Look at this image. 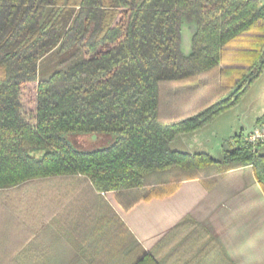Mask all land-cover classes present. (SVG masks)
<instances>
[{
    "label": "trees",
    "instance_id": "1",
    "mask_svg": "<svg viewBox=\"0 0 264 264\" xmlns=\"http://www.w3.org/2000/svg\"><path fill=\"white\" fill-rule=\"evenodd\" d=\"M263 67L259 0H0V189L80 173L149 199L251 165L264 191V143L243 132L221 142L220 160L171 147Z\"/></svg>",
    "mask_w": 264,
    "mask_h": 264
},
{
    "label": "crops",
    "instance_id": "2",
    "mask_svg": "<svg viewBox=\"0 0 264 264\" xmlns=\"http://www.w3.org/2000/svg\"><path fill=\"white\" fill-rule=\"evenodd\" d=\"M224 113L171 147L220 160L225 138L264 120L215 127ZM0 264H264V191L251 165L149 199L80 173L28 180L0 189Z\"/></svg>",
    "mask_w": 264,
    "mask_h": 264
},
{
    "label": "rangeland",
    "instance_id": "3",
    "mask_svg": "<svg viewBox=\"0 0 264 264\" xmlns=\"http://www.w3.org/2000/svg\"><path fill=\"white\" fill-rule=\"evenodd\" d=\"M261 4L264 3V0H259ZM124 14L122 13L121 19L123 20ZM194 31V24L183 21L181 28V37H182V49L188 54L191 48V35ZM57 59L53 57L49 59V62H43L40 64L41 74L49 73L50 70L54 69V63ZM264 114V67L260 75L255 79V81L247 88L245 93L239 99V101L226 113H224L221 119L218 120V123H215V127L223 126L222 122L227 119L234 122H240L241 125L248 126L255 121L258 117L263 116ZM221 122V123H220ZM243 126V127H244Z\"/></svg>",
    "mask_w": 264,
    "mask_h": 264
},
{
    "label": "built area",
    "instance_id": "4",
    "mask_svg": "<svg viewBox=\"0 0 264 264\" xmlns=\"http://www.w3.org/2000/svg\"><path fill=\"white\" fill-rule=\"evenodd\" d=\"M246 136L252 144L264 143V120L249 131Z\"/></svg>",
    "mask_w": 264,
    "mask_h": 264
}]
</instances>
